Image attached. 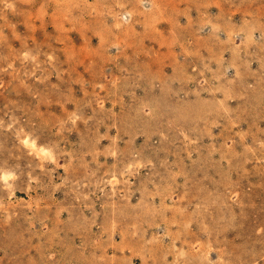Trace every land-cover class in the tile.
<instances>
[{
	"label": "rangeland",
	"instance_id": "obj_1",
	"mask_svg": "<svg viewBox=\"0 0 264 264\" xmlns=\"http://www.w3.org/2000/svg\"><path fill=\"white\" fill-rule=\"evenodd\" d=\"M0 264H264V0H0Z\"/></svg>",
	"mask_w": 264,
	"mask_h": 264
}]
</instances>
